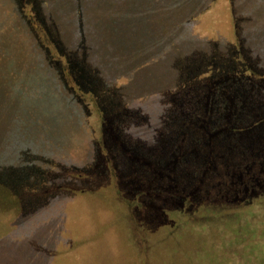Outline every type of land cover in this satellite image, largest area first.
I'll return each mask as SVG.
<instances>
[{"label": "rangeland", "instance_id": "obj_1", "mask_svg": "<svg viewBox=\"0 0 264 264\" xmlns=\"http://www.w3.org/2000/svg\"><path fill=\"white\" fill-rule=\"evenodd\" d=\"M0 264H264V0H0Z\"/></svg>", "mask_w": 264, "mask_h": 264}]
</instances>
